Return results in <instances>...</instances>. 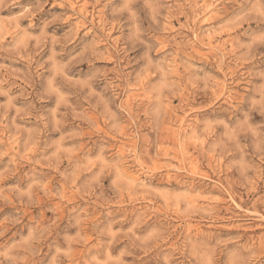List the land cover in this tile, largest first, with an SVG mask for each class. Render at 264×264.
I'll list each match as a JSON object with an SVG mask.
<instances>
[{
    "label": "rangeland",
    "instance_id": "obj_1",
    "mask_svg": "<svg viewBox=\"0 0 264 264\" xmlns=\"http://www.w3.org/2000/svg\"><path fill=\"white\" fill-rule=\"evenodd\" d=\"M0 264H264V0H0Z\"/></svg>",
    "mask_w": 264,
    "mask_h": 264
},
{
    "label": "bare ground",
    "instance_id": "obj_2",
    "mask_svg": "<svg viewBox=\"0 0 264 264\" xmlns=\"http://www.w3.org/2000/svg\"><path fill=\"white\" fill-rule=\"evenodd\" d=\"M195 19V18H194ZM195 21V20H194ZM132 157V156H131ZM124 166V165H123Z\"/></svg>",
    "mask_w": 264,
    "mask_h": 264
}]
</instances>
